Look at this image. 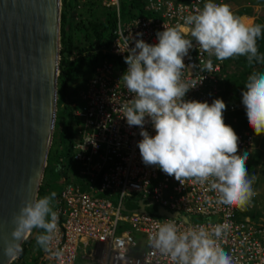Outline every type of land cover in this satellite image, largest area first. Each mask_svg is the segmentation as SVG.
Wrapping results in <instances>:
<instances>
[{"label":"clouds","instance_id":"1","mask_svg":"<svg viewBox=\"0 0 264 264\" xmlns=\"http://www.w3.org/2000/svg\"><path fill=\"white\" fill-rule=\"evenodd\" d=\"M227 1L206 0L201 9L184 18L191 38L185 36L179 25L171 27L164 25V30L156 33L157 43L149 44L143 39H136L135 46L127 48L128 55L124 57V61H119L109 53V48L102 51V54L109 56V60L103 59L95 65L87 82L77 94L78 102L73 111L77 123L74 125L76 133L71 144L72 157L79 136L77 130L82 129L84 119L75 114L76 111L82 110L81 106L85 103L81 100L80 94L85 92L97 69L103 65H110L113 75L115 72H119V76L122 74L120 80H123L127 91L132 94L130 101L123 106V117L126 118L129 127L137 126L141 129L139 135L142 139L137 146L142 162L146 166L158 167L180 183L193 179L201 185H207L208 191L212 193L205 197L209 206L235 207L241 213L251 212L256 215L260 205L257 189L253 185L256 177L250 173L254 165L253 167L251 165L249 170L246 168L249 155L255 149L250 153L238 155L239 137L234 129L224 122L223 113L227 108L225 102L221 98L214 99L211 104L206 101L186 100L188 91L195 88L198 83L185 82L182 78L183 69L186 67L184 58L188 57L189 51L193 49V41L200 51L219 61L222 76L220 81L224 80L225 74L235 71L233 65H224V60L229 58L245 57L248 66L253 68L255 65L264 64V55L260 54L257 43L264 33V25L256 24L257 17L253 23H247L241 18L243 15L257 16L255 12L247 13L251 8L248 5L231 10ZM254 1L256 5L263 2ZM99 2L100 7L112 11L101 5V0ZM240 10L242 12L236 15ZM146 13L148 17L151 16L147 11ZM119 18L123 20L121 12ZM141 35L142 33L137 34ZM125 63L128 66L126 70ZM200 63L201 72L214 71L212 59ZM241 103L248 125L253 130L249 132L255 134V143L258 147L264 139V71L253 70L247 77ZM148 121L155 130L154 136L144 128ZM75 173L77 174V169ZM57 183L62 186L71 184L64 176H60ZM55 197L56 193L51 192L50 195L27 200L14 215L11 239L4 249L5 254L16 253L10 263L17 257L21 250L20 245L29 238L33 230H37L34 237L37 245L45 251L51 249L58 230V214L53 207ZM139 201L143 203V210L139 209ZM147 205L154 208L148 209ZM158 206L177 213V216L156 214L154 210ZM249 206L251 207L248 208ZM127 208L146 211L158 218H171L157 225V230L149 236V246L161 255L169 257L172 264H233L232 256L221 246L229 225L217 223L211 228L203 225L219 222L220 217L195 214L182 208L172 211L148 197L137 199L132 207ZM234 213L232 219L235 222L264 223V217L259 212L255 218L247 215L248 218L246 216L243 220H236ZM190 217L203 218L204 221L193 222ZM176 219L183 220L188 226L181 229ZM143 246V239L140 238L131 249V255L136 257L137 251L143 250ZM136 248L137 250L133 252ZM40 256L41 253L36 257L37 264L40 262L48 264L40 260Z\"/></svg>","mask_w":264,"mask_h":264},{"label":"built area","instance_id":"2","mask_svg":"<svg viewBox=\"0 0 264 264\" xmlns=\"http://www.w3.org/2000/svg\"><path fill=\"white\" fill-rule=\"evenodd\" d=\"M101 5L114 11L117 18L109 53L124 61L127 48L135 46L136 39L157 43L156 33L164 25H179L187 38L190 30L184 18L203 7L206 0H146L145 10L151 16L121 20L118 0H101ZM142 33L141 36H137ZM184 58L183 80L196 81L195 88L188 91L186 100L212 103L222 79L220 63L195 46ZM212 59L214 71L201 72V61ZM125 63L124 69H127ZM110 65L96 70V75L80 94L85 103L75 114L82 116V129L74 145L73 159L79 164L77 174L83 177L86 188L64 184L57 193L53 207L58 214L56 239L40 260L48 264H172L169 257L161 255L149 246V236L157 225L171 218H158L146 211L127 208L137 199L148 197L169 210L216 215L219 222L205 223L211 228L217 223H227L229 230L221 246L233 258V264H264V223L235 222L233 213L238 208L209 206L205 197L212 195L207 185L193 179L181 183L168 176L156 166H146L140 156L138 142L141 129L129 127L123 117V106L130 94L119 72L112 74ZM202 80V81H201ZM201 81V82H200ZM200 82V83H199ZM235 107H229L233 110ZM226 111L223 117H226ZM147 120V118H146ZM150 135L155 130L150 121L144 125ZM239 137L238 155L252 152L257 144L255 134L247 130L236 133ZM76 163V164H77ZM252 206V204H251ZM249 206L248 208H250ZM181 229L188 226L176 219ZM197 225V224H194ZM125 226V227H124ZM143 234L142 258L131 255L136 245V234Z\"/></svg>","mask_w":264,"mask_h":264},{"label":"water","instance_id":"3","mask_svg":"<svg viewBox=\"0 0 264 264\" xmlns=\"http://www.w3.org/2000/svg\"><path fill=\"white\" fill-rule=\"evenodd\" d=\"M60 10V0H0V264L16 254L4 251L12 218L36 198L52 140Z\"/></svg>","mask_w":264,"mask_h":264},{"label":"trees","instance_id":"4","mask_svg":"<svg viewBox=\"0 0 264 264\" xmlns=\"http://www.w3.org/2000/svg\"><path fill=\"white\" fill-rule=\"evenodd\" d=\"M145 1L119 0L121 18L130 20L134 17H148L143 8ZM60 9L59 60L56 78L57 112L52 143L47 154L43 176L47 179L50 174H56L58 180L60 176L66 175L68 182L77 184L79 189L83 190L86 188L85 179L75 173L79 164L72 159L71 144L74 125L77 123V117L73 111L78 102L77 94L87 82L95 65L103 59L109 60V56L102 54V51H107L111 45L116 17L114 12L100 7L99 0H82L81 2L78 0H60ZM240 12L242 11H237L236 15H239ZM256 24H261V22L257 20ZM257 43L260 54L264 55V33ZM111 60L115 59L111 58ZM224 65H233L235 71L225 74L224 80L218 84L219 93L213 100L221 98L225 102L227 108L224 122L231 126L236 133H240L242 130L253 131L248 125L245 110L241 103L242 91L247 77L253 70L264 71V64L255 65L253 68L248 66L245 57H234L224 60ZM230 105L235 108L230 110ZM57 124L60 125V130L56 127ZM56 131L59 133V139L54 134ZM260 145L261 147L264 146V139ZM250 155L246 163L247 170L251 165L252 167L254 165L255 168V164L260 161L261 153L256 150ZM59 189L58 187L53 190L47 181L41 182L36 197L50 195L51 192H55L57 195ZM126 206L132 207L133 204L127 202ZM147 208L153 209L154 207L147 205ZM257 213L255 215L251 212L241 213L237 211L234 213V217L236 220H243L247 215L255 218ZM190 220L193 222L204 221L203 218L199 217H190ZM30 237L31 235L20 245L21 250L10 264H37L36 257L41 253L42 248L37 245L35 238L31 240ZM139 237V234L136 235V241L140 239ZM135 250L137 248L133 252ZM38 264L46 263L40 262Z\"/></svg>","mask_w":264,"mask_h":264},{"label":"rangeland","instance_id":"5","mask_svg":"<svg viewBox=\"0 0 264 264\" xmlns=\"http://www.w3.org/2000/svg\"><path fill=\"white\" fill-rule=\"evenodd\" d=\"M59 126H60L59 124L56 125L58 130H60ZM75 133H76V129L74 128V134L72 137V141L74 140ZM54 134H56L57 139H59L58 131H56ZM256 150L260 151V153H261L260 161L257 164H255V168L250 173L254 174V176L256 177L255 183L253 185L257 189V196L259 199L260 207H259L258 212L261 215H264V146L261 147L259 144L258 147L255 148V151ZM64 179H66V175H64ZM46 180L48 182V185L51 188H53V190H55L58 187L59 188L62 187V185L60 183H57V175L56 174H50L49 177H47V179L44 178V176H42L41 182H44Z\"/></svg>","mask_w":264,"mask_h":264},{"label":"crops","instance_id":"6","mask_svg":"<svg viewBox=\"0 0 264 264\" xmlns=\"http://www.w3.org/2000/svg\"><path fill=\"white\" fill-rule=\"evenodd\" d=\"M227 2V4L230 5L231 10H235L243 7L244 5H248L251 8L249 9V11H247V13L253 14L255 12L257 16L243 15L241 16V18H243L247 23H253L254 18L257 17L256 21L259 20L261 24L264 25V5H262L264 4V0L261 5L254 4L253 2H256L254 0H228Z\"/></svg>","mask_w":264,"mask_h":264},{"label":"bare ground","instance_id":"7","mask_svg":"<svg viewBox=\"0 0 264 264\" xmlns=\"http://www.w3.org/2000/svg\"><path fill=\"white\" fill-rule=\"evenodd\" d=\"M35 234H36V230H33L32 234H31V238L34 239ZM29 236H30V235H29ZM140 238H141V239L144 238L143 234L140 235ZM43 252H44V249L41 250V254H43ZM141 253H142L141 250L137 251L136 257L139 258V259L142 258V257H141Z\"/></svg>","mask_w":264,"mask_h":264}]
</instances>
